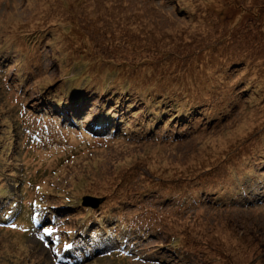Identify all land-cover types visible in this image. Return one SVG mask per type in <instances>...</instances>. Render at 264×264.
I'll list each match as a JSON object with an SVG mask.
<instances>
[{
    "label": "rangeland",
    "instance_id": "rangeland-1",
    "mask_svg": "<svg viewBox=\"0 0 264 264\" xmlns=\"http://www.w3.org/2000/svg\"><path fill=\"white\" fill-rule=\"evenodd\" d=\"M0 264H264V0H0Z\"/></svg>",
    "mask_w": 264,
    "mask_h": 264
},
{
    "label": "trees",
    "instance_id": "trees-1",
    "mask_svg": "<svg viewBox=\"0 0 264 264\" xmlns=\"http://www.w3.org/2000/svg\"><path fill=\"white\" fill-rule=\"evenodd\" d=\"M97 127H98V126H97ZM100 127H101V126H100ZM112 128H114V130H117V127H113V126H112ZM103 134H106V133L104 132Z\"/></svg>",
    "mask_w": 264,
    "mask_h": 264
},
{
    "label": "snow or ice",
    "instance_id": "snow-or-ice-1",
    "mask_svg": "<svg viewBox=\"0 0 264 264\" xmlns=\"http://www.w3.org/2000/svg\"><path fill=\"white\" fill-rule=\"evenodd\" d=\"M45 231H50V229H46Z\"/></svg>",
    "mask_w": 264,
    "mask_h": 264
},
{
    "label": "clouds",
    "instance_id": "clouds-1",
    "mask_svg": "<svg viewBox=\"0 0 264 264\" xmlns=\"http://www.w3.org/2000/svg\"><path fill=\"white\" fill-rule=\"evenodd\" d=\"M36 220V219H35Z\"/></svg>",
    "mask_w": 264,
    "mask_h": 264
}]
</instances>
